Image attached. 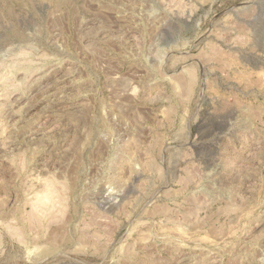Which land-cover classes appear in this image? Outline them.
<instances>
[{
    "label": "rangeland",
    "instance_id": "1",
    "mask_svg": "<svg viewBox=\"0 0 264 264\" xmlns=\"http://www.w3.org/2000/svg\"><path fill=\"white\" fill-rule=\"evenodd\" d=\"M0 264H264V0H0Z\"/></svg>",
    "mask_w": 264,
    "mask_h": 264
}]
</instances>
